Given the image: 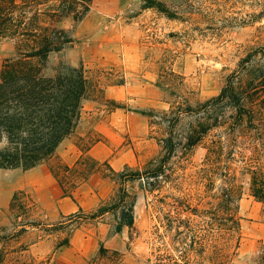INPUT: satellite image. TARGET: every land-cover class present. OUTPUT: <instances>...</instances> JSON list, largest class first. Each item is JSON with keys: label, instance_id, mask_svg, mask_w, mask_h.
<instances>
[{"label": "rangeland", "instance_id": "374dc122", "mask_svg": "<svg viewBox=\"0 0 264 264\" xmlns=\"http://www.w3.org/2000/svg\"><path fill=\"white\" fill-rule=\"evenodd\" d=\"M154 1L171 17L143 9L145 0H93L74 27L70 17L59 22L72 28L73 42L49 54L46 72L61 59L81 61L91 80L89 95L77 127L48 160L28 170L0 168V264H212L209 255L224 241L203 218L211 216L224 182L219 176L209 181L202 144L173 156L154 190L142 180L126 182L136 195L131 228L116 232L113 213L68 223L70 215L110 202L120 186L103 162L116 170L142 169L161 154L163 125L148 113L159 116L170 106L216 95L238 60L264 45V0ZM15 46L14 38H0V68ZM98 88L114 105L100 99ZM96 143L111 147L107 159L88 155ZM96 153L102 156L103 149ZM236 182L242 188L240 234L237 244L232 241L231 264H254L264 240L262 206L249 195L245 176L237 172ZM100 246L106 251L100 253Z\"/></svg>", "mask_w": 264, "mask_h": 264}, {"label": "trees", "instance_id": "16d2710c", "mask_svg": "<svg viewBox=\"0 0 264 264\" xmlns=\"http://www.w3.org/2000/svg\"><path fill=\"white\" fill-rule=\"evenodd\" d=\"M92 1L0 0V38H14L16 44V54L6 58L0 68V168L28 170L48 160L80 122L91 81L86 68L81 61L61 59L51 73L46 69L49 54L62 53L73 42L72 28L59 22L70 17L74 27ZM148 7L171 17L160 2L145 0L142 8ZM98 92L106 104L114 105L104 98L102 88ZM147 115L163 125L161 154L142 169L124 166L117 171L103 162L111 173L108 177L120 181V186L110 202L100 204L90 214L74 213L68 223L113 213L116 232L124 226L131 228L136 195L127 190L126 182L142 180L146 190H154L167 177V164L173 156H184L202 144L209 181L213 183L219 176L224 182L211 216L203 218L212 235L224 241L208 258L212 264H231L232 241L236 239L237 244L240 234L238 200L242 188L236 182L237 172L247 178L249 195L261 204L264 217V45L250 48L238 60L216 95L193 105L170 106L159 116L154 112ZM82 160L92 161L88 156ZM58 182L65 192L63 180ZM27 207L21 203L20 208ZM203 212L195 209L193 214L204 217ZM202 233L196 235L198 244L202 243ZM105 251L99 247L100 253ZM3 259L0 248V262ZM254 264H264V240Z\"/></svg>", "mask_w": 264, "mask_h": 264}, {"label": "crops", "instance_id": "0c3cea01", "mask_svg": "<svg viewBox=\"0 0 264 264\" xmlns=\"http://www.w3.org/2000/svg\"><path fill=\"white\" fill-rule=\"evenodd\" d=\"M85 17H87V14L84 16V19H85ZM106 93H107V90H106ZM97 147H100L103 149V155L102 156H99V154L96 153ZM110 152H111V147L109 145H107L105 143H101V145L99 143H96L90 147V149L88 150V155H90L91 157H93L94 159H97V160H105L109 157ZM129 162H131V161H128V163ZM114 170H116V169H114Z\"/></svg>", "mask_w": 264, "mask_h": 264}]
</instances>
